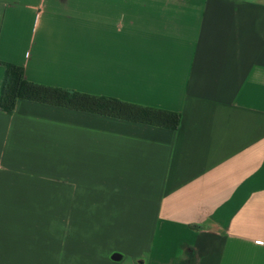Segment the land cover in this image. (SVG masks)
<instances>
[{
  "label": "crops",
  "instance_id": "0c3cea01",
  "mask_svg": "<svg viewBox=\"0 0 264 264\" xmlns=\"http://www.w3.org/2000/svg\"><path fill=\"white\" fill-rule=\"evenodd\" d=\"M3 63L181 121L0 112V264H264V0H0Z\"/></svg>",
  "mask_w": 264,
  "mask_h": 264
},
{
  "label": "trees",
  "instance_id": "16d2710c",
  "mask_svg": "<svg viewBox=\"0 0 264 264\" xmlns=\"http://www.w3.org/2000/svg\"><path fill=\"white\" fill-rule=\"evenodd\" d=\"M6 74L1 90L0 112L11 115L20 100L57 106L157 128L177 131L181 115L130 104L110 97L94 96L29 82L19 66L3 63Z\"/></svg>",
  "mask_w": 264,
  "mask_h": 264
}]
</instances>
